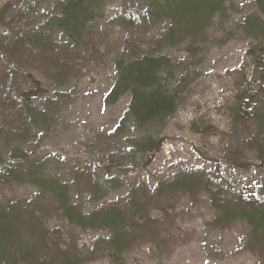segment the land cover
I'll list each match as a JSON object with an SVG mask.
<instances>
[{
	"label": "rangeland",
	"instance_id": "1",
	"mask_svg": "<svg viewBox=\"0 0 264 264\" xmlns=\"http://www.w3.org/2000/svg\"><path fill=\"white\" fill-rule=\"evenodd\" d=\"M159 1L0 0V218L14 225L0 264H264L244 215H220L206 183H170L195 172L233 205L264 196V12L216 0L166 38ZM157 93L174 109L148 117ZM109 205L122 215L65 214Z\"/></svg>",
	"mask_w": 264,
	"mask_h": 264
},
{
	"label": "trees",
	"instance_id": "2",
	"mask_svg": "<svg viewBox=\"0 0 264 264\" xmlns=\"http://www.w3.org/2000/svg\"><path fill=\"white\" fill-rule=\"evenodd\" d=\"M215 2L216 0H163L159 1L157 4H154L153 8L155 10L151 11L149 15H155V17L158 18L168 17L170 19V27H168L166 31V38H169L173 32L177 31V28H183V30L191 29L192 26L199 22L204 14L213 11L212 8L215 7ZM256 2L260 11L264 12V0H256ZM71 4L72 1L66 3V6H74L73 4ZM252 22L254 23V25H256V28L258 27L264 30V21H262V19L255 16V18L252 19ZM256 28L254 30H256ZM260 54H262L261 62L264 63V44L262 49H260ZM57 63L58 66L61 67L64 62L61 58H58ZM128 74L136 79L139 84H144L145 80L148 79L147 70L142 66L138 67L135 65H130ZM120 86H123V79H121V81L117 85H114L112 87V93H117ZM173 109V101L163 98L157 93V95L154 94L148 102H141V107L139 110L144 115L153 117L157 115L165 116L166 114H170ZM185 175L188 176H182L181 179H179L178 177H174V179H172L170 183H173V186H191L196 184L197 182L206 183L210 194V201L214 204V206L219 208V211L221 212L220 215H222L223 217L232 215H244V217L247 219L248 223L252 225L254 230L260 231L255 234L260 236L261 240H264V229L262 228V225L264 223V196L243 197L233 205V203H230L225 199L224 195L219 190L220 185L218 180L213 176L195 172H189ZM240 209L242 211H239ZM122 211L123 210L120 208L109 205L96 209L86 216L79 213H77L76 215L74 212V207H69L65 210V214L67 220L70 223H81L82 221L90 217L117 219L122 215ZM244 212L247 213V216L244 214ZM12 227H14V225H11V220L9 217L0 218V248L5 242L8 241L9 231Z\"/></svg>",
	"mask_w": 264,
	"mask_h": 264
}]
</instances>
